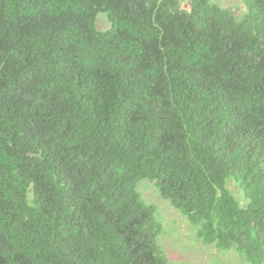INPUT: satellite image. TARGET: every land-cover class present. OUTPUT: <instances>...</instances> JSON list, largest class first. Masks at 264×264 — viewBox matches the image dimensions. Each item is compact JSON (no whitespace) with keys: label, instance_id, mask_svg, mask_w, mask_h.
Instances as JSON below:
<instances>
[{"label":"trees","instance_id":"obj_1","mask_svg":"<svg viewBox=\"0 0 264 264\" xmlns=\"http://www.w3.org/2000/svg\"><path fill=\"white\" fill-rule=\"evenodd\" d=\"M243 4L0 0V264H172L145 183L264 264V0Z\"/></svg>","mask_w":264,"mask_h":264},{"label":"rangeland","instance_id":"obj_2","mask_svg":"<svg viewBox=\"0 0 264 264\" xmlns=\"http://www.w3.org/2000/svg\"><path fill=\"white\" fill-rule=\"evenodd\" d=\"M181 2L184 7L189 8V0H181ZM213 2L240 16L246 10L243 0H213ZM109 26L105 18H99L100 30H107ZM141 188L145 200L158 207L159 218L161 217L165 229L159 242L168 253L172 264H242L236 254L220 251L198 239L195 230L185 218L169 202L160 198L152 186L145 183ZM230 188L238 189L236 186Z\"/></svg>","mask_w":264,"mask_h":264}]
</instances>
